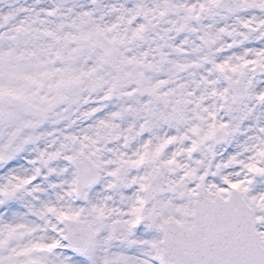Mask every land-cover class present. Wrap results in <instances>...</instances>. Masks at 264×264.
I'll use <instances>...</instances> for the list:
<instances>
[{"label": "snow or ice", "instance_id": "1", "mask_svg": "<svg viewBox=\"0 0 264 264\" xmlns=\"http://www.w3.org/2000/svg\"><path fill=\"white\" fill-rule=\"evenodd\" d=\"M0 264H264V0H0Z\"/></svg>", "mask_w": 264, "mask_h": 264}]
</instances>
